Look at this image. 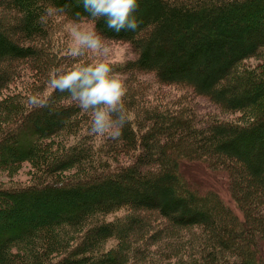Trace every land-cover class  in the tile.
<instances>
[{"label": "trees", "instance_id": "obj_1", "mask_svg": "<svg viewBox=\"0 0 264 264\" xmlns=\"http://www.w3.org/2000/svg\"><path fill=\"white\" fill-rule=\"evenodd\" d=\"M248 1L137 0L133 13L137 30L125 27L116 31L105 16L92 17L83 0H0V60L53 58L46 57L47 48L36 44L51 27V17L45 24L39 23V17L52 4L62 8L65 17L89 19L100 35L124 40L134 48L133 58L110 64L118 73L150 71L158 81L180 83L189 68L198 67L199 54L205 49L213 51L221 64L204 72L200 87L230 98L238 95L239 101H214L241 113L235 121L197 119L190 109L179 116L160 112L154 105L139 106L125 92L122 136L109 138L111 143L102 150L90 143L91 135L81 133L88 130L80 125L87 113L71 101L58 99L64 93L53 91L44 96L50 103L43 109L44 119L50 122L45 127L35 124L42 108L2 98L0 169L12 173L27 161L32 172L26 184L0 183V210L4 213L0 218V264H264V160L251 166L244 153L238 156L232 147L227 152L222 149L223 144H238L236 140L242 139L256 145L259 152L264 149L259 139L264 130L257 128H264V84L254 83L264 78V62L255 68L243 63L262 53V40L246 44L237 33L236 42L222 49L220 45L228 41L222 38L230 27L225 24L222 30L210 31L216 36L210 43L206 42L208 29L200 42L195 40L196 34L188 38L181 33L174 39L173 33L183 23L199 27L213 12L223 15ZM254 9V4L249 6V11ZM143 32L146 38L141 48L138 38ZM175 57L181 60L174 61ZM8 77L1 69L0 82ZM240 84L248 88L242 89ZM248 93L250 99L245 97ZM130 101L138 110L134 113L136 129L126 113ZM71 137L73 141L68 142ZM119 151L131 152V160L112 164L110 159L115 160ZM185 161L202 162L207 169L222 172L235 208L216 190L200 189L190 182L181 169ZM127 176H133L130 182H125ZM157 180L165 184L160 193L153 186ZM103 188L105 197L100 194ZM38 192L51 193L43 207L57 205L62 210L49 209L39 220L33 218L37 207L28 208V201ZM81 192L97 197L92 201L76 198ZM169 194L175 196L163 200ZM120 210L124 213L107 217ZM14 211L23 212L27 219L9 228ZM151 212L155 219L145 221ZM165 236L168 242L163 241ZM112 239L116 243L105 248Z\"/></svg>", "mask_w": 264, "mask_h": 264}, {"label": "rangeland", "instance_id": "obj_2", "mask_svg": "<svg viewBox=\"0 0 264 264\" xmlns=\"http://www.w3.org/2000/svg\"><path fill=\"white\" fill-rule=\"evenodd\" d=\"M263 2L264 0H249L246 3H243L240 7H234V10L230 9L229 11H226L225 14H217L213 12L210 14L207 19L202 21L199 25V27H196L195 25L189 24V23H183L181 29L179 31L173 32L174 39H178L180 36H182L181 33H184L188 38H193L194 34H196V39L201 41V39H204L203 34L205 33V30L208 32L209 37L207 43L212 42L213 34L211 32L219 31L220 28H226L224 27V24L226 26H230L226 31L228 32L227 35H225L222 39H227L228 41L225 44H221L222 49H226L228 47H231L232 44L236 42V39L234 35L236 36L237 33L238 37L241 41L246 42V44L249 43H255L256 41L262 40L263 50L260 55H251L243 60L244 66L248 68H255L257 65L262 64L264 62V59L262 56H264V4L263 6L255 5L256 2ZM255 2V3H254ZM254 4V11H249V6ZM248 7V8H247ZM241 12V13H239ZM73 22H77L81 24L82 27L89 26L92 22L89 19H79V20H72L68 17H65L63 14H58L53 17H51V27L48 29V33L45 38L38 39L36 44H40L44 48H47L45 55L47 58H50L52 56L53 58L45 59V57H37L36 59H28V60H0V70H6L9 74L8 79H2L0 82V100L4 97H6V100L8 103L12 102L13 100L21 102L24 106L29 107L32 104L29 102L30 97L33 96H39L44 97L47 96L52 92L50 85H49V77L52 73V71L65 63H75V62H88L91 63L95 61L96 59H99V57L95 56L91 52L87 53L86 55L77 58V60H71L67 55L66 51L70 47L72 39L70 35V26ZM205 26V27H204ZM221 26V27H220ZM201 27H204V29H201ZM183 31V32H181ZM211 31V32H210ZM248 31V32H246ZM210 32V33H209ZM225 32V31H224ZM248 33V37L243 39V36L245 37V34ZM99 34V33H98ZM100 35V34H99ZM146 32H143L138 40H139V46L142 48L145 40ZM102 38L106 40V43L110 46V53L105 58L106 62L109 64H115L125 61L126 59L133 58L136 55V51L132 46L124 41V40H116V39H110L106 38L102 35H100ZM153 39L152 41H154ZM194 40V41H195ZM197 40V42H198ZM157 43V39L155 40ZM208 56V57H207ZM199 65L197 68L191 67L189 68V71L185 73V76H182V81L179 82H161L158 81L157 78L154 76L152 72L147 71H141L136 70L132 71L130 73L124 72L119 73L121 75V78L123 80L124 84V90L125 92H128L130 96H132L135 99V102L137 105H141L144 107V105H147L151 108V105H154L157 109H159L160 112L164 113H170V114H177L179 116H185L187 114V109H190V111L193 112L194 116H196L197 119L205 118L206 120H215V121H235L240 116V111L235 109H225L221 107L216 101H214L215 98H220L223 101H239L238 95L233 97H229L228 95H220L216 94L212 88H203L200 87V82L204 81V72L206 70H212L213 68L220 65V60L217 58L216 54L213 51H208L205 49V51L202 54H199L198 56ZM172 59V58H169ZM179 61L181 58L175 57L174 61ZM167 64V63H166ZM52 65H55V68H52ZM216 69V68H215ZM260 82V84H264V78L261 80H258L254 83ZM195 85L197 88L201 89L200 92H196L193 89L195 88ZM242 89L248 88L243 87L241 84L239 85ZM196 89V88H195ZM198 91V90H197ZM68 93H64L63 95L59 96L58 99L60 101L63 99V102L70 103V99L68 98ZM246 95V96H245ZM245 97H249L250 99V93L245 94ZM243 96V95H242ZM232 100H230V99ZM134 101V100H133ZM138 102V103H137ZM131 107L126 112L128 114L129 121H132V126L136 129V119L134 113L138 114V110L134 107V104L130 101ZM50 106V103H49ZM43 109H39L38 115L35 124L36 126H49L50 122L44 119ZM87 118V119H86ZM86 119V120H85ZM85 119H82V122L80 121V125L86 126L88 129L85 131V128L81 130L82 134H85L84 136L91 135L90 137V143L93 144L96 147L102 148L104 150L108 145L111 143V140H109V137L107 135H98V134H92L89 131L90 126V116L86 114ZM132 119V120H131ZM84 121V122H83ZM264 125V120L262 121ZM47 123V124H46ZM258 131L264 130V128L257 127ZM143 129V128H142ZM140 135V134H139ZM138 137V135H137ZM22 138V137H21ZM20 139V137H19ZM261 142H264V137L261 139L259 138ZM73 141V138L71 137L68 142ZM241 141V142H240ZM236 143L238 144H232L230 145L227 143V145L223 144L222 149L227 152L230 147H232V152L236 153L238 156H242L248 162L251 166H255L256 163L264 160V149L259 152V150L256 148V145L253 144H247L245 139L242 140H236ZM239 143L241 146H238ZM244 144L246 146H244ZM243 145V146H242ZM106 146V147H105ZM110 146V145H109ZM259 148L262 149V145L259 144ZM126 152V153H125ZM131 152L127 151H119L117 153L116 159H110V162L112 164L122 163L130 161V155ZM104 158L105 155H104ZM259 159V161H258ZM186 165L182 164L181 169L183 174L187 177V179L192 182L194 185L199 186L200 189H214L216 190L220 196L224 198L226 202H228L232 207L235 208L234 201L231 200L228 190L226 188V178L223 175L222 172L219 171H212L205 167V165L202 162L197 161H185ZM32 172L30 165L27 161H23L20 164V168L16 169L14 172L9 173L4 169H0V183H4V185H9L10 183H25L30 180V173ZM41 174V173H40ZM133 176H127L125 178V182H130L131 178ZM164 181L163 180H157L154 182V189L158 190V192H161V187H163ZM153 188V187H152ZM104 191V188H103ZM101 190L100 194L105 197L106 191L103 192ZM66 192L62 191L60 194L65 196ZM158 193V194H159ZM51 193H45V192H38L37 194H33L34 197L30 201H28L30 207H37V212L32 213V217L36 220H39L41 217H43L45 211H49V209L53 210L55 213L58 211H61L62 208H59V206L55 205L51 208L43 207V205L46 204L48 201L47 196ZM99 194V195H100ZM21 196L24 199L30 198L27 194H21ZM174 197V194H169L166 196H162L163 200L166 198ZM97 196L94 194H91L90 192H81L80 194L76 195V198L79 199H88L90 201L94 200ZM179 198V197H176ZM42 202V203H41ZM11 203V202H10ZM38 203V204H37ZM37 205V206H36ZM27 207V205H26ZM3 209V208H2ZM124 213L123 210L118 211L117 213H112L111 215H108L107 217H116L118 214L121 215ZM3 211L0 210V218L3 215ZM46 214V213H45ZM153 213H147L145 215V221H152L155 219L152 215ZM15 215V216H14ZM47 216H49L47 214ZM27 217L24 215L23 212L17 213L14 211L11 215V220H13V224L9 228L15 227L20 222L26 220ZM146 223V222H145ZM156 223V221H155ZM162 240V239H161ZM169 237H164L163 241L168 242ZM161 241V242H163ZM165 242H163L165 244ZM116 243L115 239L108 240L105 243V248L109 247L110 245H114ZM156 244V242L154 243ZM160 245V243H159ZM264 250V249H263Z\"/></svg>", "mask_w": 264, "mask_h": 264}, {"label": "clouds", "instance_id": "obj_3", "mask_svg": "<svg viewBox=\"0 0 264 264\" xmlns=\"http://www.w3.org/2000/svg\"><path fill=\"white\" fill-rule=\"evenodd\" d=\"M83 4L92 17L105 16L109 27L116 31L125 27L135 31L139 26L133 15L137 0H83ZM61 13H64L62 8L49 4L44 7L39 23L45 24L50 17ZM70 35L72 42L66 55L71 60L89 52L99 59L56 67L49 77L50 88L52 92H67L70 101L90 116V133L119 138L126 123L122 102L125 90L121 75L106 62L110 46L98 34L93 22L87 27L73 22ZM29 102L37 108L49 106L47 97L33 96Z\"/></svg>", "mask_w": 264, "mask_h": 264}]
</instances>
